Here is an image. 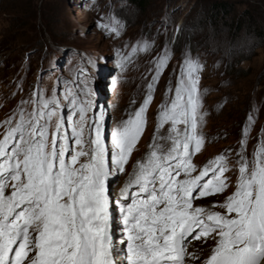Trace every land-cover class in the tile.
I'll return each instance as SVG.
<instances>
[{
  "label": "snow or ice",
  "instance_id": "1",
  "mask_svg": "<svg viewBox=\"0 0 264 264\" xmlns=\"http://www.w3.org/2000/svg\"><path fill=\"white\" fill-rule=\"evenodd\" d=\"M111 31L118 34L117 27ZM150 48L149 41L133 46L121 69L132 54ZM155 59L148 94L111 131L110 147L104 114L93 112L86 84L67 88L62 98L37 88L0 122V264H186V257L199 260L186 251L189 239L215 241L204 264H264V144L251 160L237 153L235 191L222 203L195 204L230 187V168L223 153L199 170L193 163L205 145V114L200 65L191 58L181 65L175 95L160 106L148 151L115 201L123 239L114 238L108 181L126 171L146 128L169 53ZM240 143L243 148L246 141Z\"/></svg>",
  "mask_w": 264,
  "mask_h": 264
},
{
  "label": "rangeland",
  "instance_id": "2",
  "mask_svg": "<svg viewBox=\"0 0 264 264\" xmlns=\"http://www.w3.org/2000/svg\"><path fill=\"white\" fill-rule=\"evenodd\" d=\"M144 41L151 43L150 50L132 54L122 70V58ZM162 51L169 53V63L154 83L144 133L126 171L108 181L117 241L123 238L115 201L136 161L148 151L157 113L175 95L186 58L200 65L205 114V145L193 163L199 170L223 153L230 168V187L195 204L211 208L222 203L235 191L237 153L251 160L264 144V0H0V122L37 88L48 96L55 90L62 98L67 88L86 84L93 112L104 114L110 147L111 131L133 115L148 94L155 58ZM26 107L30 111L32 106ZM3 131L0 127V134ZM241 139L246 141L243 148ZM195 243L185 247L199 260L186 257V263L204 264L215 241Z\"/></svg>",
  "mask_w": 264,
  "mask_h": 264
},
{
  "label": "bare ground",
  "instance_id": "3",
  "mask_svg": "<svg viewBox=\"0 0 264 264\" xmlns=\"http://www.w3.org/2000/svg\"><path fill=\"white\" fill-rule=\"evenodd\" d=\"M121 238H123V237H121ZM196 241H198V240H195V239H189V241L187 242V243H189L188 246H191L192 243H195ZM194 245H196V243H195ZM194 245H193L192 247H194ZM192 251L195 252V250H192ZM201 252H202V251H201Z\"/></svg>",
  "mask_w": 264,
  "mask_h": 264
}]
</instances>
